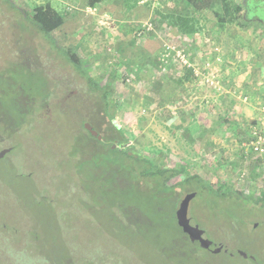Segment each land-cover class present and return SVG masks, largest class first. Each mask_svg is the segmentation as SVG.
Masks as SVG:
<instances>
[{
	"label": "rangeland",
	"instance_id": "374dc122",
	"mask_svg": "<svg viewBox=\"0 0 264 264\" xmlns=\"http://www.w3.org/2000/svg\"><path fill=\"white\" fill-rule=\"evenodd\" d=\"M11 2L0 4V151L9 148L0 156V264H264V206L255 201L264 193V144L249 146L264 127H238L235 137L230 123L244 121L193 71L213 60L215 45L224 59L233 34L263 27L219 32L199 10L201 31L184 36L158 16L184 11L181 0ZM47 4L65 22L46 35L21 10ZM87 74L110 85L128 139L121 149L187 164L234 193L196 192L188 206L190 223L226 250L201 248L177 225L175 209L191 189L159 195L130 174L132 162L105 154L120 135Z\"/></svg>",
	"mask_w": 264,
	"mask_h": 264
},
{
	"label": "trees",
	"instance_id": "16d2710c",
	"mask_svg": "<svg viewBox=\"0 0 264 264\" xmlns=\"http://www.w3.org/2000/svg\"><path fill=\"white\" fill-rule=\"evenodd\" d=\"M69 1H71L72 4L78 3L82 6L92 2V0H81L80 2L78 0ZM138 1L139 0H125L128 7L134 6ZM181 2L184 11L179 12L176 9L164 13L159 11L160 14L158 16L163 17L171 29H174L177 33L184 36H193L201 31L200 18L197 16V11L199 10H207L212 13L215 18L214 29L219 32L232 24L245 27L250 23H257L264 29V0H181ZM4 3H8L10 8L13 6L11 0H0V4ZM21 12L46 35L58 29L65 22L64 14L50 4L45 6L37 5L31 13L24 10H21ZM262 40H264V32L262 33ZM65 52L68 57L73 59L77 64V57H75L73 53H70L69 50H65ZM217 54L220 55L219 51ZM255 54L258 60L264 61V47L259 49ZM221 63L225 65V60L222 59V57ZM223 64H221V67ZM82 73L86 74V72L83 71ZM85 80L89 89L94 91V94H98L100 99L99 102L104 109L105 115L108 117L110 124L120 135L119 140L117 139L119 145L116 147L109 146L105 153L107 155H112V160H114V162H132V165L129 166L130 174L139 177V179L143 178V182H141V180L140 182L149 188L156 189L159 195L168 193L172 198L176 192L191 189L192 191L189 192H195L196 196V192L200 195L201 192L207 191L208 194L217 197L226 196L225 198L227 199H233V192L226 190V188L223 189L220 184L217 185V188L213 187L204 176L200 173L193 172L187 164L178 163L174 166H167L164 162L160 161V159L156 158L159 156L158 154L155 156H145L136 152L133 147L121 149V146L128 143V139L122 132L121 125L114 121V109L118 103L113 100L110 101L106 96V88H110V85H101L100 81H97L88 74L85 75ZM230 125H233L230 128L231 133H234L235 137H238V125L232 123H230ZM242 132L244 133V130H242ZM173 179H175V181L170 183V180ZM240 199L242 201L244 200L242 197H240ZM255 201H262V205L264 206V193L262 196L257 197Z\"/></svg>",
	"mask_w": 264,
	"mask_h": 264
},
{
	"label": "crops",
	"instance_id": "0c3cea01",
	"mask_svg": "<svg viewBox=\"0 0 264 264\" xmlns=\"http://www.w3.org/2000/svg\"><path fill=\"white\" fill-rule=\"evenodd\" d=\"M232 37L230 40V52L227 57H224L226 63L224 70L221 67V75L225 81L223 82L224 91L226 92H223L217 101L214 98L212 100L214 102H223L224 99L230 100V110H235L236 118L244 121V123L237 122L238 127L244 128L245 126L250 129L259 126L263 128L264 61L258 60L255 54L264 47L262 31L254 29L245 31V33L238 31ZM244 94L248 96L247 100L242 98ZM205 101L211 102L210 99ZM218 123L219 121H216L215 125ZM201 130L205 133L207 128L203 127Z\"/></svg>",
	"mask_w": 264,
	"mask_h": 264
},
{
	"label": "water",
	"instance_id": "95a60500",
	"mask_svg": "<svg viewBox=\"0 0 264 264\" xmlns=\"http://www.w3.org/2000/svg\"><path fill=\"white\" fill-rule=\"evenodd\" d=\"M84 127L89 130V132L100 139L101 135L95 131L91 125L87 122L84 123ZM9 148L0 151V156H2ZM195 196V192H187L179 201L177 208L175 209V218L177 225L181 228L182 232L185 233L189 240L192 242H197L200 247L205 249L213 248L211 251L213 253H218L222 249V245L214 244L210 239L204 236V230L198 225H192L188 216V206L190 200ZM238 253L242 256H246V253L239 250Z\"/></svg>",
	"mask_w": 264,
	"mask_h": 264
},
{
	"label": "built area",
	"instance_id": "2783aa9c",
	"mask_svg": "<svg viewBox=\"0 0 264 264\" xmlns=\"http://www.w3.org/2000/svg\"><path fill=\"white\" fill-rule=\"evenodd\" d=\"M216 52L219 51L218 46H214L213 48ZM186 60V59H185ZM183 60V62L185 64H187L188 66H192L193 68V64L187 62V60L185 61ZM221 56L216 54L213 58L212 61H205L202 62V65L200 66V70H198L196 67L193 68V71L195 72L196 75H198V77H200L202 79V81L208 86L210 87V89H213L215 92V96L218 98V96H220L225 88L222 85V81H221ZM216 98V99H217ZM242 98L244 100L248 99V96L246 94H244L242 96ZM214 99V100H216ZM249 146L250 148H252L253 150H261L262 145L264 144V132H256L254 131V136L252 138V140H250L249 142Z\"/></svg>",
	"mask_w": 264,
	"mask_h": 264
},
{
	"label": "flooded vegetation",
	"instance_id": "af4514ba",
	"mask_svg": "<svg viewBox=\"0 0 264 264\" xmlns=\"http://www.w3.org/2000/svg\"><path fill=\"white\" fill-rule=\"evenodd\" d=\"M100 138H101L100 140H102L103 137L101 136ZM222 248H223V246H222ZM243 257H244V256H243ZM245 257H249V255L246 254ZM250 258H251V257H250ZM251 259H254V258H251Z\"/></svg>",
	"mask_w": 264,
	"mask_h": 264
},
{
	"label": "clouds",
	"instance_id": "9594fccd",
	"mask_svg": "<svg viewBox=\"0 0 264 264\" xmlns=\"http://www.w3.org/2000/svg\"><path fill=\"white\" fill-rule=\"evenodd\" d=\"M95 137H96V136H95ZM96 138H97V137H96ZM100 139H101V138H100ZM222 246H223V245H222ZM201 248H202V247H201ZM204 249H205V248H204ZM222 249L226 250L225 248H222ZM222 249H221V250H222ZM221 250H220V251H221Z\"/></svg>",
	"mask_w": 264,
	"mask_h": 264
}]
</instances>
